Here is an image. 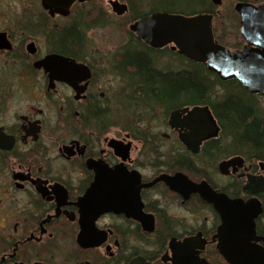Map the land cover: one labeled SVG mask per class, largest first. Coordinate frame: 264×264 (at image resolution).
I'll use <instances>...</instances> for the list:
<instances>
[{
  "label": "flooded vegetation",
  "instance_id": "flooded-vegetation-1",
  "mask_svg": "<svg viewBox=\"0 0 264 264\" xmlns=\"http://www.w3.org/2000/svg\"><path fill=\"white\" fill-rule=\"evenodd\" d=\"M184 1L191 11H172V0H0V264H232L220 250L221 215L188 181L231 201L260 203L244 264H264V144L251 143L264 135V123L256 136L245 130L264 115L236 131L233 122L223 128L209 105L180 100L167 115L160 110L166 132L103 126L117 91L103 81L105 50L93 33L113 26L124 37L110 51L130 119L139 113V93L119 64L128 53L146 55L153 71L204 75L216 109L229 98L253 108L264 100L215 70L217 58L263 51L264 0ZM153 16L185 20L180 46L171 21L153 23ZM145 20L151 41L139 31ZM56 57L66 64H53ZM159 58L175 60L178 71L161 68ZM71 63L80 67L76 81L56 79L52 72L70 75ZM186 108H207L218 127L197 153L181 141L189 132L169 123ZM178 176L175 187L162 179ZM108 187L121 198L116 210L102 211L103 200L114 198Z\"/></svg>",
  "mask_w": 264,
  "mask_h": 264
},
{
  "label": "water",
  "instance_id": "water-1",
  "mask_svg": "<svg viewBox=\"0 0 264 264\" xmlns=\"http://www.w3.org/2000/svg\"><path fill=\"white\" fill-rule=\"evenodd\" d=\"M74 0H70L72 3ZM87 1V0H80ZM215 5H220L221 0H214ZM118 7L115 10H119ZM238 11L244 17H249L248 11L242 9V7L238 8ZM120 14L123 11L119 12ZM260 14L264 17V8L260 11ZM151 22H168L171 21L172 26V41L180 46V26H182L185 22L184 19L174 18L170 16H153ZM183 23V24H182ZM182 24V25H181ZM149 25V21L145 20L140 23L139 31L144 33V37L146 40L151 41L152 39L148 35L147 27ZM207 40V35L204 37ZM263 48L262 52H258L253 55H240V56H224L217 58L219 64L215 70L219 72L222 76L231 75L229 78H237L241 81L247 89H249L253 93H263L264 94V85L260 86L257 82L264 84V43L260 45ZM210 60L211 58L206 57L205 60ZM52 63L56 65L62 66L66 64V60L63 58H54L52 59ZM229 67H226V65ZM70 75L65 71H54L52 72L56 79L61 81H65L68 83H73L76 81L73 78L74 74L80 71V67L77 64L71 63ZM76 66V67H75ZM228 70V71H227ZM240 75H244L242 78ZM187 114L184 120L181 119L183 115ZM213 116L211 112L207 108H194L189 110L188 108L183 109L181 111H177L172 114L170 126L172 128H181L182 130H187L189 133L183 134L180 136L181 141L186 144L190 151L197 153L199 151L200 146L210 137L216 135L218 133V127L216 126L215 121H213ZM263 119L259 116L253 118V121L247 125L246 134L248 136H256L258 135L263 127ZM228 164H224L221 166V169H226ZM162 179H166V181L171 184L172 187L180 185L179 176L175 179H167V177H163ZM104 182V180H103ZM188 181V189L189 191L200 192L203 198L209 203L213 204L215 209L222 217L223 225L220 228L219 239L221 240L220 250L222 251L225 258L231 262L232 264H244L245 263V254L249 247V243L251 242L249 236L254 234L255 230V220L262 213V208L260 203L257 200L249 201L248 203H244L241 200H229L227 197L223 195H217L212 192V190L206 185H191ZM107 190L109 196H113V199L103 200V210H116L117 205L116 201L120 197V190H111L110 187ZM247 189H249L247 187ZM253 193H260L263 191L251 190ZM104 192V191H103ZM137 196L139 195V191L134 192ZM108 203V204H107ZM234 242L235 244H232ZM235 251L234 253L232 251ZM255 257L256 255H251ZM255 261L253 260V263Z\"/></svg>",
  "mask_w": 264,
  "mask_h": 264
},
{
  "label": "trees",
  "instance_id": "trees-1",
  "mask_svg": "<svg viewBox=\"0 0 264 264\" xmlns=\"http://www.w3.org/2000/svg\"><path fill=\"white\" fill-rule=\"evenodd\" d=\"M174 1V0H172ZM181 5L183 3L180 0ZM176 3H179L176 0ZM172 11H181L177 7H173ZM192 9L188 7L187 11ZM182 11H186L185 9ZM119 64L125 69H128V74L134 79L135 87L137 89L139 111L141 115L139 121L136 120L137 116L133 115L130 119L134 125L144 122V113L151 116L157 110H162L164 115H167L169 110L178 106L180 100L187 104H205L209 105L214 115L221 121L223 128H231L230 123L236 124L234 129L239 130L242 124L253 114L259 113L252 106L245 105L240 99L229 98L223 104L219 105L216 109L215 101L209 100L213 95V89L208 88L204 82L205 76L199 78L192 74L182 73H161L152 69L150 59L143 54L137 55L128 53L119 57ZM179 101V102H178ZM110 110H103V126L110 125ZM128 115V114H127ZM147 129V128H146ZM264 135L252 140L254 146L261 147L264 142ZM255 149V147L253 148Z\"/></svg>",
  "mask_w": 264,
  "mask_h": 264
},
{
  "label": "rangeland",
  "instance_id": "rangeland-1",
  "mask_svg": "<svg viewBox=\"0 0 264 264\" xmlns=\"http://www.w3.org/2000/svg\"><path fill=\"white\" fill-rule=\"evenodd\" d=\"M105 1H113V0H105ZM179 3H176V0L172 2L173 7H177L181 10H187L188 7H192V5L184 0L182 5L180 0H178ZM237 0H227L226 6L229 4V6L233 3L235 4ZM224 9H226L224 7ZM93 38L97 40V42L103 47V50H105V53L103 52V81H105L106 86H113V90H116L117 93L110 92V95L108 97L110 103L108 104L109 112L111 113L112 117L110 116V125H118L123 127H133V123L130 120V116L126 117V115H123V112L126 111L124 108L119 104V100L121 97V94H119L120 89L123 88V85L120 84L119 80L115 79L114 72V63L117 60V57L113 55V53L110 51L111 48L118 47L122 44V40L124 37L115 30V27L111 28H103V31H98L96 33H93ZM159 66L165 70H172V71H178L179 64L175 63V60H169V59H162L159 58ZM106 71V72H105ZM113 73V74H112ZM109 74V75H107ZM110 84V85H109ZM117 86V87H116ZM219 89H215V93H219ZM254 108L260 113V115H264V100L255 101L254 102ZM131 106V105H130ZM132 107V106H131ZM128 107V113H132V108ZM137 107V106H135ZM135 113V111H133ZM162 111L157 110L154 115H147L144 113V122L139 123L138 127L141 129H151V131L154 130H162L161 132H166L165 125H164V115L161 113ZM136 116V115H135ZM141 115V111H139L138 116L136 118L137 121H139ZM164 144H168L166 142V138L162 139Z\"/></svg>",
  "mask_w": 264,
  "mask_h": 264
}]
</instances>
